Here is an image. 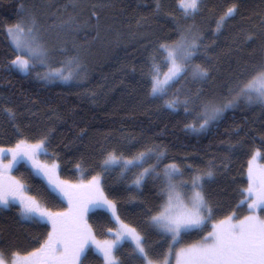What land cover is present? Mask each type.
I'll return each instance as SVG.
<instances>
[{"label":"trees","instance_id":"16d2710c","mask_svg":"<svg viewBox=\"0 0 264 264\" xmlns=\"http://www.w3.org/2000/svg\"><path fill=\"white\" fill-rule=\"evenodd\" d=\"M233 4L236 10L218 28L217 20ZM28 14L36 18L48 50L42 67L57 69L61 62L65 67L74 56L80 64L78 74L67 81L47 80L37 74L39 64L28 73L11 65L17 53L6 28ZM189 30L201 37L194 63L207 67L209 77L194 82L190 73L185 74L166 97L154 99L150 69L156 63L161 74L166 65L159 45ZM262 32L264 0H200L199 10L187 17L177 0H0V146L47 135L48 158L59 161L61 179L72 181L100 171L102 149L125 156L148 147L163 151L156 170L160 175L147 176L139 188L132 184L139 168L125 177L118 166L102 174L105 192L116 200L120 218L144 236L146 249L155 258L167 243L146 216L161 202L165 164L175 162L188 182L211 167L213 175L202 176V183L214 216L221 218L233 210L246 213L247 205H239L240 193L247 186V164L255 149H260L264 162V107L241 100L219 120L196 131L186 127L197 123L192 105L186 113L182 103L169 109L164 101L176 94L182 100L198 88L208 95H227L240 68L264 55ZM12 173L42 204L53 210L66 207L24 162ZM88 215L97 239H105L106 228L113 226L107 214L93 210ZM49 228L44 222L23 219L17 205L0 208V251L9 258L12 251L30 250ZM197 238L193 232L181 243ZM133 249L128 241L119 245L115 255L120 264H140ZM84 264L103 261L91 249Z\"/></svg>","mask_w":264,"mask_h":264},{"label":"snow or ice","instance_id":"6c2138e0","mask_svg":"<svg viewBox=\"0 0 264 264\" xmlns=\"http://www.w3.org/2000/svg\"><path fill=\"white\" fill-rule=\"evenodd\" d=\"M177 5L187 17L199 10L200 0H177ZM236 8L235 4L227 8L217 20L218 28ZM7 32L17 53L10 61L13 67L28 73L37 64L46 66L48 50L43 45L34 16L28 14L26 19L21 18L9 26ZM252 38L251 35L248 37ZM200 39L199 34H191L190 30L188 33L181 31L176 40L159 45L158 52L169 68L163 78L160 77L159 65L153 63L150 69V95L154 99L166 97L172 84L185 74L190 73L194 82L207 80L209 69L194 63ZM67 63L75 68V73L52 70L44 78L67 80L78 74V58L69 57ZM63 66L64 62H61ZM241 100L264 107V55L240 68L225 96L204 94L198 88L182 100L176 94L165 99L164 103L169 109H175L182 103L186 113L189 112L188 106L192 105L196 110L194 118L197 123L186 127L200 131L219 120ZM6 112L12 115L10 109ZM47 144V135H41L36 139H17L7 148L0 146V207L19 205L23 218L44 221L50 226L36 247L12 251L9 259L0 251V264H84L91 249L102 258L103 264H120L115 252L123 240L133 242V251L137 253L140 264H264V165L254 163L260 149H255L248 161L247 186L240 193L239 205H247L246 214L233 210L221 218L214 216L202 183V176L213 175L211 167L203 173L197 172L189 183L175 162L163 166L161 202L149 208L146 216L148 224L167 243L166 250L154 258L146 249L144 236L120 218L116 200L110 199L105 192L102 174L118 166L120 175L125 177L133 168H139L132 180V184L139 188L147 176L160 175L156 170L160 168L163 151L148 147L135 155L125 156L115 149H102V158L97 163L100 171L90 178L72 181L61 179L57 159L41 158L50 156ZM150 160L153 162L148 163ZM21 161L30 165L35 175L42 176L50 193L65 200L68 206L53 210L42 204L36 195L29 194L24 181L12 175ZM76 167L80 169V164ZM93 210L107 214L108 223L113 225L106 228L105 239H97L93 225L89 223L88 214ZM193 232L199 236L198 239L181 243Z\"/></svg>","mask_w":264,"mask_h":264},{"label":"rangeland","instance_id":"374dc122","mask_svg":"<svg viewBox=\"0 0 264 264\" xmlns=\"http://www.w3.org/2000/svg\"><path fill=\"white\" fill-rule=\"evenodd\" d=\"M7 29H8V27L6 28V33H7V36H8V39H9V42H10V44L12 45V47H13V44H12V42H11V38H10V36L8 35V32H7ZM14 48V47H13ZM168 68H169V64H167L166 63V65H165V68H164V71L162 70V73L160 74V77L161 78H163V76H164V73L165 72H167L168 71ZM16 70H18L17 68H16ZM36 72H37V74H39V76H41V77H45L46 76V74L48 73V72H50V71H52V70H55V71H57V72H60V71H62V72H64L65 74H68L69 72H72V69H71V67H69V65L67 64L65 67H60V68H57V69H51V68H45V67H42V66H38L37 68H36ZM19 71V70H18ZM20 73H24V72H21V71H19ZM73 76V75H72ZM47 80H51V79H47ZM52 80H54V79H52ZM56 80H64V81H67V80H65V79H62V78H56ZM5 148H7V147H5ZM42 159H50V158H48V157H41ZM251 158V157H250ZM249 161V160H248ZM21 162H23V161H21ZM20 163V162H19ZM254 163L256 164V165H264V162H262L261 161V153H260V155L257 157V159L254 161ZM27 165V164H26ZM28 167H30V165H27ZM31 168V167H30ZM247 170H248V164H247ZM34 173V172H33ZM12 175H14L13 173H12ZM38 176V175H37ZM38 177H40L46 184H47V181L42 177V176H38ZM246 177H247V172H246ZM78 180H81L80 178L78 179ZM78 180H76V181H78ZM191 181H189V183H190ZM48 186V185H47ZM62 199V198H61ZM64 202H65V204H66V207L68 206L67 205V202L65 201V200H63ZM15 205V204H14ZM18 206V209H19V205H17ZM65 207V208H66ZM0 208H7V207H0ZM20 212V211H19ZM244 214H246V213H244ZM21 215V214H20ZM22 217V216H21ZM23 218V217H22ZM23 219H27V218H23ZM40 222H44V221H40ZM44 223H46V222H44ZM50 227V226H49ZM198 239V238H197ZM123 241H128V242H130L134 247H135V245L133 244V242L131 241V240H123ZM123 241H121V243L123 242ZM192 242V241H191ZM191 242H189V243H191ZM120 243V244H121ZM6 258V257H5ZM10 258V257H9ZM9 258H6V259H9Z\"/></svg>","mask_w":264,"mask_h":264}]
</instances>
